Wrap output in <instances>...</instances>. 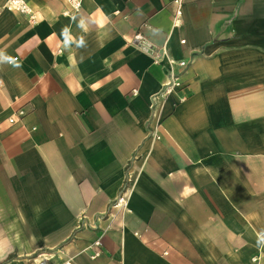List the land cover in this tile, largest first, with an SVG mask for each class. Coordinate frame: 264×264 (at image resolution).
Listing matches in <instances>:
<instances>
[{
  "label": "crops",
  "instance_id": "1",
  "mask_svg": "<svg viewBox=\"0 0 264 264\" xmlns=\"http://www.w3.org/2000/svg\"><path fill=\"white\" fill-rule=\"evenodd\" d=\"M5 1L0 262L264 264V0H181L178 26L175 0H26L34 24Z\"/></svg>",
  "mask_w": 264,
  "mask_h": 264
},
{
  "label": "built area",
  "instance_id": "2",
  "mask_svg": "<svg viewBox=\"0 0 264 264\" xmlns=\"http://www.w3.org/2000/svg\"><path fill=\"white\" fill-rule=\"evenodd\" d=\"M66 4L69 6L70 10L72 12L79 10L81 7L82 0H65ZM174 4L176 5V10L173 14L172 20L173 25L178 26L180 23V17H181V0H175ZM3 8L14 12L21 14L23 16H26L28 21L32 24L36 23L38 21V17L36 15L35 10L30 7V5L26 2V0H6L3 4ZM133 42L134 46L138 48L141 52L145 53L146 55L150 56L152 58V61L154 64L161 65V60L164 56L167 55L166 50L164 46L157 47L153 43L149 42L148 39L140 32H136L133 36ZM181 43H184V40L180 41ZM16 60V58H14ZM168 64L165 66V69L167 71V78L162 84L161 88L154 93L150 98V109L152 111V119L156 116V109L159 105L160 107L164 105L166 99L173 94H175L176 91L180 90L182 88V82L180 81L178 72L176 71L177 68H186L187 62L182 60H174L172 58H167ZM133 94H137V90H133ZM183 100V97H176V102H180ZM23 112L19 111L18 113H15V116L22 115ZM15 116H9L7 117L6 121L9 125H13L17 119ZM156 138H159L156 136ZM113 207H117L119 210H123L125 212H128L126 208V201H123L122 196L118 198V200L115 202ZM135 235H138L137 233H134ZM94 248L99 249L101 247V242L99 239L95 240L92 244ZM98 255V252H95L91 255V257H95Z\"/></svg>",
  "mask_w": 264,
  "mask_h": 264
},
{
  "label": "clouds",
  "instance_id": "3",
  "mask_svg": "<svg viewBox=\"0 0 264 264\" xmlns=\"http://www.w3.org/2000/svg\"><path fill=\"white\" fill-rule=\"evenodd\" d=\"M62 35L65 37V43L64 46L65 48L70 47L72 41L68 39V32L69 30L67 28H64L61 30ZM78 47H83L84 46V41L81 39L78 42ZM0 64H10L15 67H19V64L15 61V59L11 56L6 55L3 51H0ZM258 245L264 246V232H261L258 234V240H257Z\"/></svg>",
  "mask_w": 264,
  "mask_h": 264
},
{
  "label": "trees",
  "instance_id": "4",
  "mask_svg": "<svg viewBox=\"0 0 264 264\" xmlns=\"http://www.w3.org/2000/svg\"><path fill=\"white\" fill-rule=\"evenodd\" d=\"M12 258V256L10 255V256H8L4 261H2V262H0V264H3V263H5V262H7V261H9L10 259Z\"/></svg>",
  "mask_w": 264,
  "mask_h": 264
}]
</instances>
